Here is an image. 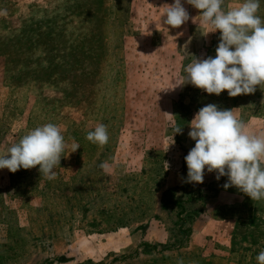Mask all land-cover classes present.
Listing matches in <instances>:
<instances>
[{"label": "rangeland", "instance_id": "374dc122", "mask_svg": "<svg viewBox=\"0 0 264 264\" xmlns=\"http://www.w3.org/2000/svg\"><path fill=\"white\" fill-rule=\"evenodd\" d=\"M173 2L0 0V155L46 123L66 143L55 179L0 169V264H258L264 200L206 169L184 182V157L209 103L264 134V85L237 97L175 87L194 57L216 55L220 32L185 0L189 21L164 25ZM101 123L103 146L86 139Z\"/></svg>", "mask_w": 264, "mask_h": 264}, {"label": "clouds", "instance_id": "9594fccd", "mask_svg": "<svg viewBox=\"0 0 264 264\" xmlns=\"http://www.w3.org/2000/svg\"><path fill=\"white\" fill-rule=\"evenodd\" d=\"M185 2L199 10L202 23L210 24L214 29L211 32L218 30L220 36L216 55L194 57L175 87L191 84L217 96L225 90L229 97L254 94L257 86L264 85V21L257 15L259 0H241L238 6L227 10L222 7L224 0ZM6 14V10H0V15ZM162 17L163 24L171 28H179L190 19L182 0L167 4ZM188 126V136L195 144L184 157L187 165L184 182L202 184L206 169L208 173L215 172L217 180L227 177L225 189L236 187L252 201L264 200V134L246 132L247 125L236 118L234 109H221L214 103L201 107ZM182 131V127L176 126L174 135ZM86 139L99 146L107 144V126L98 124L87 133ZM71 147V153L80 148L78 143ZM65 148L60 127L46 123L29 130L8 147L7 154L0 155V169L15 173L21 168L39 166L40 176L52 180ZM99 167L105 172L110 170L107 161ZM256 261L264 264V250L257 254Z\"/></svg>", "mask_w": 264, "mask_h": 264}]
</instances>
